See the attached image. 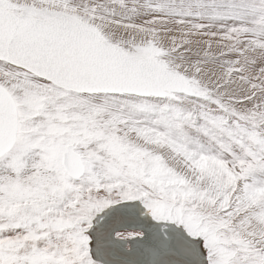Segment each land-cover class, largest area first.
Instances as JSON below:
<instances>
[{"label":"snow or ice","instance_id":"6c2138e0","mask_svg":"<svg viewBox=\"0 0 264 264\" xmlns=\"http://www.w3.org/2000/svg\"><path fill=\"white\" fill-rule=\"evenodd\" d=\"M0 264H264V0H0Z\"/></svg>","mask_w":264,"mask_h":264}]
</instances>
